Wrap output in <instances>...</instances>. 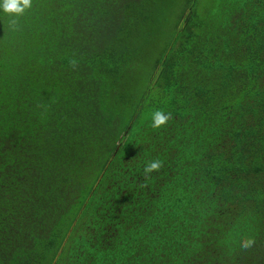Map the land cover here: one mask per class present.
Masks as SVG:
<instances>
[{
	"label": "trees",
	"instance_id": "obj_1",
	"mask_svg": "<svg viewBox=\"0 0 264 264\" xmlns=\"http://www.w3.org/2000/svg\"><path fill=\"white\" fill-rule=\"evenodd\" d=\"M0 264H264V0L0 12Z\"/></svg>",
	"mask_w": 264,
	"mask_h": 264
},
{
	"label": "clouds",
	"instance_id": "obj_2",
	"mask_svg": "<svg viewBox=\"0 0 264 264\" xmlns=\"http://www.w3.org/2000/svg\"><path fill=\"white\" fill-rule=\"evenodd\" d=\"M32 7V0H0V12L12 16L19 17L22 16L26 10ZM14 26V25H13ZM171 114H166L162 110H156L151 114V122L152 127L159 129L162 126H165ZM161 162L159 160H154L149 162L144 167L145 174H150L155 170H159L161 168Z\"/></svg>",
	"mask_w": 264,
	"mask_h": 264
},
{
	"label": "rangeland",
	"instance_id": "obj_3",
	"mask_svg": "<svg viewBox=\"0 0 264 264\" xmlns=\"http://www.w3.org/2000/svg\"><path fill=\"white\" fill-rule=\"evenodd\" d=\"M168 28H169V25L168 24H166L165 26H163V30L161 32V37L157 41V50H159L158 47H159L160 43L162 42V40L165 38V36H166V34L168 32ZM157 50L153 51V54L156 53Z\"/></svg>",
	"mask_w": 264,
	"mask_h": 264
}]
</instances>
